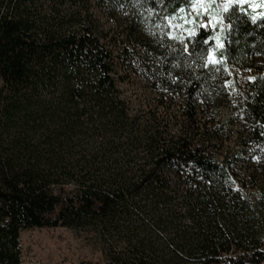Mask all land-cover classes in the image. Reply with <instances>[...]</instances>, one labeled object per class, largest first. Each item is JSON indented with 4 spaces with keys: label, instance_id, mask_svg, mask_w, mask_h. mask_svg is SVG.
<instances>
[{
    "label": "trees",
    "instance_id": "16d2710c",
    "mask_svg": "<svg viewBox=\"0 0 264 264\" xmlns=\"http://www.w3.org/2000/svg\"><path fill=\"white\" fill-rule=\"evenodd\" d=\"M92 2L157 35L141 62L182 97L177 132L130 114ZM191 2L0 0V264H21L22 231L58 226L96 232L105 264H264V170L235 168L243 151L221 155L199 110L225 67L250 66L241 109L264 143V61L249 63L264 58V13L233 4L220 31L194 22L169 40Z\"/></svg>",
    "mask_w": 264,
    "mask_h": 264
},
{
    "label": "rangeland",
    "instance_id": "374dc122",
    "mask_svg": "<svg viewBox=\"0 0 264 264\" xmlns=\"http://www.w3.org/2000/svg\"><path fill=\"white\" fill-rule=\"evenodd\" d=\"M233 4L247 5L255 15L264 13V0H192L164 34L169 40L182 42L196 33L194 22L208 24L220 31L225 24L220 21L219 12ZM91 11L108 33V38L112 39L108 48L116 57L113 76L130 114L151 118L170 133L177 132L183 124L182 97L162 87L159 73L153 65L155 61H149V69L141 62L146 56L143 45L150 40L155 42L157 35L145 26L137 27L134 34H130L131 16L128 14L109 12L94 2ZM215 41L220 43V35L215 36ZM263 61L260 56L249 57V63L261 64ZM209 62L220 74L221 69L212 53ZM249 63L248 66L251 65ZM250 70V66L225 67L220 86L202 95L199 110H205L214 125L211 129L217 130L218 137L222 139L220 154L227 147L235 155L241 150L243 154L236 158L234 167L258 172L264 170V143L250 140L247 134L250 122L241 109L244 95L249 94L244 84L251 80ZM227 129L231 131L229 140L224 136ZM20 247L21 264H105L102 253L104 241L88 229L58 226L24 230L20 233Z\"/></svg>",
    "mask_w": 264,
    "mask_h": 264
}]
</instances>
